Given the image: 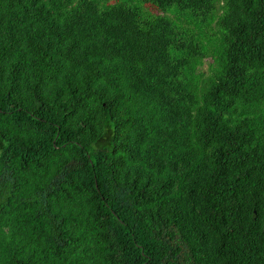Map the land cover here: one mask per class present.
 <instances>
[{
    "label": "trees",
    "instance_id": "1",
    "mask_svg": "<svg viewBox=\"0 0 264 264\" xmlns=\"http://www.w3.org/2000/svg\"><path fill=\"white\" fill-rule=\"evenodd\" d=\"M0 264H264V0H0Z\"/></svg>",
    "mask_w": 264,
    "mask_h": 264
},
{
    "label": "rangeland",
    "instance_id": "2",
    "mask_svg": "<svg viewBox=\"0 0 264 264\" xmlns=\"http://www.w3.org/2000/svg\"><path fill=\"white\" fill-rule=\"evenodd\" d=\"M206 66V64H204V67Z\"/></svg>",
    "mask_w": 264,
    "mask_h": 264
}]
</instances>
